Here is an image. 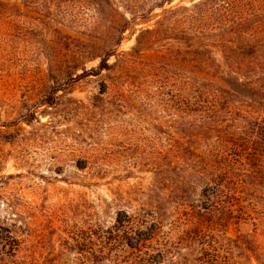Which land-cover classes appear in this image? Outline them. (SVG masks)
<instances>
[{
  "label": "rangeland",
  "instance_id": "obj_1",
  "mask_svg": "<svg viewBox=\"0 0 264 264\" xmlns=\"http://www.w3.org/2000/svg\"><path fill=\"white\" fill-rule=\"evenodd\" d=\"M171 1L0 0V237L9 230L17 244L12 252L2 242L0 264H264V138L210 140L214 161L231 147L241 184L231 182L235 199L216 215H187L181 170H172L189 157L179 129L154 123L163 114L138 102L122 113L106 106L108 72L76 78L100 61L89 55L77 68L76 41L101 55L125 25L119 50L130 51L164 10L201 0ZM249 95L264 121V89ZM85 158L92 164L78 168ZM131 213L148 222H124Z\"/></svg>",
  "mask_w": 264,
  "mask_h": 264
},
{
  "label": "trees",
  "instance_id": "obj_2",
  "mask_svg": "<svg viewBox=\"0 0 264 264\" xmlns=\"http://www.w3.org/2000/svg\"><path fill=\"white\" fill-rule=\"evenodd\" d=\"M171 2L166 0L167 4ZM160 16L155 28L137 32L130 51L119 50L125 25L119 35L108 40L101 55H93L95 45L76 41L80 43L73 54L76 64L89 55L100 59L95 68L83 67L76 78L108 72L100 93L114 100H104L106 106L122 113L130 103L138 102L163 114L154 123L160 118V122L167 121L179 129L183 143L190 145L186 147L189 157L183 169L177 166L172 170H181L180 183L187 192L185 201L190 209L185 214L197 212L203 216L202 209L206 215H216L225 209L223 204L235 199L236 188L230 186L231 182L241 184V180L236 179L237 169L228 161L231 147L220 149L222 161H214L208 156L217 148L210 140L227 146L237 144L241 138H264V121L254 117L249 95L264 89V0H201L192 8H171ZM112 58L115 62L109 63ZM46 104L54 107L56 94ZM197 142H204L207 151H198ZM82 162L85 164L78 166L80 169L92 164L86 158ZM155 168L159 179L166 180L168 170ZM242 208L239 205L237 210L242 212ZM142 215L126 214L124 222L133 225L138 219L147 223L141 218L148 217ZM148 216L154 217V213ZM163 216L159 215L157 221ZM2 242L14 252L17 244L9 230L0 237V245ZM5 255L0 253V261Z\"/></svg>",
  "mask_w": 264,
  "mask_h": 264
}]
</instances>
